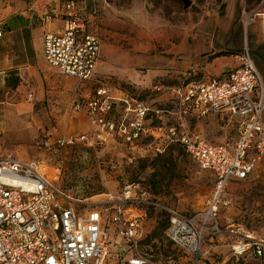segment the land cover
I'll return each instance as SVG.
<instances>
[{
	"label": "built area",
	"instance_id": "2783aa9c",
	"mask_svg": "<svg viewBox=\"0 0 264 264\" xmlns=\"http://www.w3.org/2000/svg\"><path fill=\"white\" fill-rule=\"evenodd\" d=\"M83 8L76 0H65L62 29L46 33L43 39L44 59L50 67L79 84L94 85L91 92L73 100L89 130L58 137L56 147L82 143L95 148L118 138L132 150L148 137L155 144L154 152L163 153L177 144L199 168L212 174L214 190L205 200V210L192 214L164 205L135 181L115 194L105 193L100 209L88 208L86 200L53 184L57 177L48 174L42 161L0 153V264H162L147 252L143 223L148 210L167 216L166 239L191 256L192 264H198L210 235L230 238L231 257L237 262L264 255V238L241 224L224 230L217 220L230 181L249 178L264 160V76L248 47L239 53V65L222 78L164 88L174 99L173 106L155 109L129 91L118 90L111 76L96 75L101 41L78 14ZM3 32L0 22V37ZM153 113L157 125L152 124ZM161 113L171 120L165 121ZM210 114L236 122L232 143L210 142L190 128L188 119ZM108 207L110 214L105 213ZM103 216H107L105 229ZM112 226L123 240L114 253L108 249Z\"/></svg>",
	"mask_w": 264,
	"mask_h": 264
},
{
	"label": "rangeland",
	"instance_id": "374dc122",
	"mask_svg": "<svg viewBox=\"0 0 264 264\" xmlns=\"http://www.w3.org/2000/svg\"><path fill=\"white\" fill-rule=\"evenodd\" d=\"M4 1L0 0V6ZM24 1L32 4L38 0ZM63 1L50 0L59 10ZM190 1L191 4L184 7L182 0H76L79 7H84L78 14L86 18L87 27L102 40V57L112 70L104 74L114 79L120 87L118 90L129 91L152 108H171L174 99L164 88L222 78L225 72L220 75L213 72L212 66L205 68L214 55L204 58L195 52L191 60H185L178 46L186 32L197 33V36H189L188 44L208 40L206 35L197 32L200 24L208 26L212 17H217V22L222 25L226 4L231 6L232 0ZM234 22L243 40L247 36L249 50L264 43V0H246L245 4L236 0ZM209 47L205 44V49ZM225 54L223 50L217 53ZM184 63H187L185 68L181 67ZM156 86H162V89L157 90ZM93 87L75 82L67 98L60 96V85L48 88V96L43 102L45 109L34 104L35 112L47 116L43 125L21 120L11 112L6 119L0 109V152L22 160L42 161L48 174L57 177L53 184L76 199L86 200L91 204H86L88 208L100 209L99 203L105 193L115 194L125 183L135 181L164 205L182 213L205 210V200L214 190L213 176L199 168L177 144H171L159 155L154 152L155 144L148 137L132 150L118 138L95 148L82 143L56 147L57 136L87 128L85 117L74 110L73 100L88 94ZM161 115L165 121L171 120L168 114ZM152 118V124L157 125L159 119L155 113ZM188 124L204 139L214 143H232L237 136L236 122L227 117L210 114L190 118ZM226 195L225 202L217 209L219 226L225 230L231 224H241L257 237L264 238V160L249 178L231 180ZM105 213L110 214L111 209L108 207ZM106 223L107 216H103V229ZM165 225L164 214L154 210L146 212L143 232H146V243L151 248L148 253L162 264H192L191 256L166 239ZM115 232V226H112L108 245L111 253L123 242ZM230 243L227 236H208L198 264H264V255L245 256L235 261L229 250Z\"/></svg>",
	"mask_w": 264,
	"mask_h": 264
},
{
	"label": "crops",
	"instance_id": "0c3cea01",
	"mask_svg": "<svg viewBox=\"0 0 264 264\" xmlns=\"http://www.w3.org/2000/svg\"><path fill=\"white\" fill-rule=\"evenodd\" d=\"M64 1L61 10L59 7L54 8L50 0H38L32 4H27L24 0H5L0 6V22L4 29L0 37V109L6 119L11 112L15 117L25 119L26 122L32 120L34 123L37 121L42 125L45 124L47 116L35 112L34 104L38 103L42 105V109H45L43 102L48 96V88L59 85L60 96L67 98L68 92L77 82L75 78L59 74L50 67L43 54L44 35L48 32H57L64 25ZM223 15L222 25L217 22V17H212V22L208 26L200 24L197 32L208 37L204 43L195 40L196 43L188 44L189 36H197V33L186 32L179 39L182 42L178 46L185 60H191L195 52H199L204 58L214 55L212 62L207 63L205 68L212 66L213 72L220 75L225 72L222 77L239 65L238 55L247 44V36L243 40L242 33L239 34L235 27L236 0H232L231 6L226 4ZM100 41L102 42L101 39ZM205 44L210 47L205 49ZM222 50L226 54L217 55ZM186 64L181 67L185 68ZM206 71L210 72L208 69ZM95 72L96 75L112 72L102 57L101 45ZM85 84L92 85L91 82L83 83ZM85 121L87 128L80 132L89 130L86 117ZM80 132H68L57 136L56 139Z\"/></svg>",
	"mask_w": 264,
	"mask_h": 264
},
{
	"label": "flooded vegetation",
	"instance_id": "af4514ba",
	"mask_svg": "<svg viewBox=\"0 0 264 264\" xmlns=\"http://www.w3.org/2000/svg\"><path fill=\"white\" fill-rule=\"evenodd\" d=\"M247 44H248V40H247ZM249 51H251L250 52L251 57L255 61L256 66L261 72V75L264 76V43L254 47L252 46Z\"/></svg>",
	"mask_w": 264,
	"mask_h": 264
},
{
	"label": "water",
	"instance_id": "95a60500",
	"mask_svg": "<svg viewBox=\"0 0 264 264\" xmlns=\"http://www.w3.org/2000/svg\"><path fill=\"white\" fill-rule=\"evenodd\" d=\"M184 7H188L191 4L190 0H182ZM243 49V48H242ZM242 51V50H241ZM250 52V51H249Z\"/></svg>",
	"mask_w": 264,
	"mask_h": 264
},
{
	"label": "trees",
	"instance_id": "16d2710c",
	"mask_svg": "<svg viewBox=\"0 0 264 264\" xmlns=\"http://www.w3.org/2000/svg\"><path fill=\"white\" fill-rule=\"evenodd\" d=\"M170 146V145H169ZM179 146V145H178ZM180 147V146H179ZM181 148V147H180ZM182 149V148H181ZM183 150V149H182ZM160 153H156V155H159ZM166 226H167V216H166V225H165V227H164V229L166 228ZM146 239H145V244H147L146 243ZM148 249L150 250L151 248H150V246H147V252H148Z\"/></svg>",
	"mask_w": 264,
	"mask_h": 264
}]
</instances>
